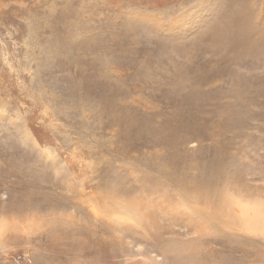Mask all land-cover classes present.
<instances>
[{
    "label": "rangeland",
    "instance_id": "obj_1",
    "mask_svg": "<svg viewBox=\"0 0 264 264\" xmlns=\"http://www.w3.org/2000/svg\"><path fill=\"white\" fill-rule=\"evenodd\" d=\"M205 189L264 264V0H0V264H190Z\"/></svg>",
    "mask_w": 264,
    "mask_h": 264
},
{
    "label": "bare ground",
    "instance_id": "obj_2",
    "mask_svg": "<svg viewBox=\"0 0 264 264\" xmlns=\"http://www.w3.org/2000/svg\"><path fill=\"white\" fill-rule=\"evenodd\" d=\"M241 29V28H240ZM236 32V31H235ZM246 38H248L247 37V35H246ZM206 181V180H205ZM205 183V182H204ZM192 184V183H191ZM218 189V188H217ZM216 189V190H217ZM216 190H212V189H210V190H208V189H205L203 192H202V194H196V197H197V199H196V203H194V204H192V206L190 205V207L192 208V211L196 214V216H195V218L194 217H191V218H193V219H189V224H188V227H190V228H194L195 229V232H196V237L195 238H190V239H188V240H190L189 242H182V240H173L172 242V246L174 247V250L176 251V254H174L173 255V258H174V262H180L181 261V259H184V260H188V262L190 263V264H192V263H196V262H198L199 261V258L201 257L202 259L203 258H205V256H208V257H210L211 259H215V258H213V255H212V253H211V250H207L204 254L201 252L202 250H203V245L205 244V242L206 241H208V242H211V241H219V243H221L223 246L225 245V246H227V247H230L231 248V252H235V251H239L240 250V248L238 247V246H235V245H233L232 244V241H230V235L232 234L231 233V230H233V228H232V226H237V222H235L234 221V219L233 218H235V217H232V216H236L235 215V211H236V209H235V211H234V214H233V212L231 213V211H232V209H233V207L230 205V204H228L227 203V197L228 196H226V197H222L223 199H225L224 201V203L222 204V202H221V204L219 203V199H217L216 197H215V194L214 193H216L217 191ZM184 192V191H183ZM214 194V195H213ZM225 194V193H224ZM163 195V194H162ZM195 195V194H194ZM221 195V194H220ZM223 195V194H222ZM188 196V195H187ZM174 197H175V195H174ZM193 198H194V196H192ZM192 197L190 198L189 196L188 197H186V198H190L189 200H191L192 199ZM169 198V197H168ZM162 199V198H161ZM176 199V198H175ZM184 199V198H183ZM221 199V198H220ZM194 200V199H193ZM230 201H234V200H230ZM235 202V201H234ZM174 204V203H173ZM199 204H202V205H199ZM235 204H237L236 202H235ZM169 206V205H168ZM204 206H207V207H205L204 209L202 208V207H204ZM161 207V206H160ZM185 207V206H184ZM189 207V206H188ZM243 207V206H242ZM235 208V207H234ZM234 210V209H233ZM243 209H241V211H242ZM241 211H240V216L239 217H246V215H243L242 213H241ZM245 211H247V212H249L248 210H245ZM238 212V211H237ZM246 212V213H247ZM252 212V211H251ZM188 213V212H187ZM243 213H245V212H243ZM194 214V215H195ZM153 215H154V213H153ZM171 215V214H170ZM249 215V214H248ZM166 216V215H165ZM145 217V216H144ZM147 217H150L149 215H147ZM263 217V216H262ZM262 217H261V215H259V214H255L254 216H253V218H252V220L249 218L248 219V222H249V226H246V225H244V226H242V227H245L246 226V229L245 230H247V228H248V230H249V232H250V230H252V232L253 231H261L263 234H264V223H262V225L263 226H261L260 228H256L255 227V224H259L261 221L260 220H262L263 221V219H262ZM244 219V218H243ZM168 221V220H167ZM196 221V222H195ZM229 221H231V222H233V224L231 223V222H229ZM244 221V220H243ZM246 221V220H245ZM146 223V222H145ZM240 223V222H239ZM18 224V223H17ZM148 224V223H147ZM151 224V223H150ZM155 224V223H154ZM20 225V224H19ZM247 225H248V223H247ZM149 226V225H148ZM155 226H157L156 224H155ZM231 226V227H230ZM238 226H240V225H238ZM158 227V226H157ZM145 228V227H144ZM256 228V229H255ZM24 229V228H23ZM159 229H162V228H159ZM159 229H157V230H159ZM236 229V228H235ZM241 229H243V228H241ZM133 230V229H132ZM210 230V232L211 233H214V232H218L219 234H220V232L222 231V232H224V234L223 235H221V236H219V237H217V238H215V237H210V238H206L205 237V235H208V231ZM237 230V229H236ZM123 231V230H122ZM155 231V230H154ZM160 231V230H159ZM235 231V230H234ZM132 232V231H131ZM134 232V231H133ZM239 232H240V230H239ZM242 232V231H241ZM249 232H247V233H249ZM252 232H250V233H252ZM124 233L125 234H128V235H130L129 233V231H128V233L126 232V231H124ZM135 233V232H134ZM246 233V234H247ZM261 233V234H262ZM218 234V235H219ZM182 235V234H181ZM213 235H215V233L213 234ZM217 235V234H216ZM233 235V234H232ZM231 235V236H232ZM179 236V235H178ZM177 236V237H178ZM184 236H186V235H184ZM242 236V235H241ZM245 236H247V235H245ZM244 236V237H245ZM142 237V236H141ZM140 237V238H141ZM169 237V236H168ZM205 237V238H204ZM171 238V237H170ZM174 238V237H173ZM176 238V237H175ZM237 238V237H236ZM247 238V237H246ZM250 238V237H249ZM246 239L248 242L250 241V242H254L253 241V239ZM201 239H204V240H202L201 241ZM242 239H243V237H242ZM242 239H240V242L242 243ZM11 240V239H10ZM13 241H14V239H12ZM235 240V239H234ZM244 240V239H243ZM255 240V239H254ZM18 242V244H19V240H17ZM167 241H169V239H167ZM167 241H166V243H167ZM237 241V240H236ZM244 243L246 242V241H243ZM255 242H256V240H255ZM254 242V243H255ZM261 242V241H260ZM204 243V244H203ZM234 243V242H233ZM243 243V244H244ZM232 244V245H231ZM236 244V243H235ZM240 244V243H239ZM246 244V243H245ZM249 244V243H248ZM251 244V243H250ZM250 244H249V246H250ZM161 245V244H160ZM164 245V244H163ZM206 245H208V244H206ZM205 245V246H206ZM242 245V244H241ZM263 245V244H262ZM246 246V245H245ZM207 247V246H206ZM222 247V246H221ZM241 247V246H240ZM257 247V246H256ZM202 248V249H201ZM244 248V247H243ZM247 248V247H246ZM161 249V248H160ZM184 250H186V252H187V255L186 256H183V252H184ZM215 250V249H214ZM250 251H249V253L250 252H252L253 251V253H254V248H250L249 249ZM165 251H169V250H166L165 249ZM242 251V250H241ZM246 251H248V250H246ZM258 251V252H257ZM257 251H255V253H254V255H256V258H258L259 259V261L261 262H263L264 263V248H261V249H258ZM164 252V251H163ZM204 252V251H203ZM213 252V251H212ZM245 252V251H244ZM247 253V252H246ZM163 254V253H162ZM214 255H215V253H213ZM241 257V256H240ZM239 257V260H243L242 258H240ZM220 258V257H219ZM253 259H255V258H253ZM221 259H218V261H220ZM247 259H245V261H246ZM222 261H224L225 262V259L224 260H222ZM227 262V261H226ZM234 262V261H233ZM226 264V263H225Z\"/></svg>",
    "mask_w": 264,
    "mask_h": 264
}]
</instances>
